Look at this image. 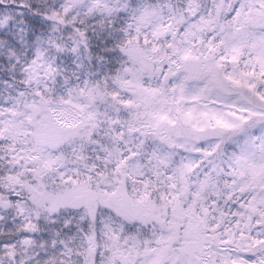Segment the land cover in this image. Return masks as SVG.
I'll list each match as a JSON object with an SVG mask.
<instances>
[{"label":"snow or ice","instance_id":"1","mask_svg":"<svg viewBox=\"0 0 264 264\" xmlns=\"http://www.w3.org/2000/svg\"><path fill=\"white\" fill-rule=\"evenodd\" d=\"M0 264H264V0H0Z\"/></svg>","mask_w":264,"mask_h":264}]
</instances>
